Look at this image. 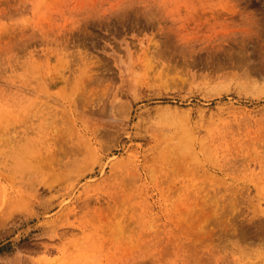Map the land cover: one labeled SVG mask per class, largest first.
<instances>
[{"label": "rangeland", "instance_id": "obj_1", "mask_svg": "<svg viewBox=\"0 0 264 264\" xmlns=\"http://www.w3.org/2000/svg\"><path fill=\"white\" fill-rule=\"evenodd\" d=\"M17 255L264 264V0H0V264Z\"/></svg>", "mask_w": 264, "mask_h": 264}, {"label": "bare ground", "instance_id": "obj_2", "mask_svg": "<svg viewBox=\"0 0 264 264\" xmlns=\"http://www.w3.org/2000/svg\"><path fill=\"white\" fill-rule=\"evenodd\" d=\"M93 229L95 231V237L96 235L100 232L101 234H104V228L103 226H101V224L99 223L98 225H95L93 226ZM17 260H19V256L17 255V258H16V262L15 264H19V262H17Z\"/></svg>", "mask_w": 264, "mask_h": 264}]
</instances>
